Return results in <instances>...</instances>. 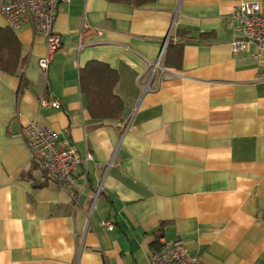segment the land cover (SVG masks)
I'll list each match as a JSON object with an SVG mask.
<instances>
[{
  "label": "crops",
  "instance_id": "obj_1",
  "mask_svg": "<svg viewBox=\"0 0 264 264\" xmlns=\"http://www.w3.org/2000/svg\"><path fill=\"white\" fill-rule=\"evenodd\" d=\"M263 1L59 2L46 72L45 38L0 14L27 82L0 71V264H149L176 239L204 264H264V55L233 52L231 19ZM177 30L181 66L165 68ZM90 61L118 73L121 123L90 118ZM33 121L76 150L74 196L32 160L20 132Z\"/></svg>",
  "mask_w": 264,
  "mask_h": 264
},
{
  "label": "built area",
  "instance_id": "obj_2",
  "mask_svg": "<svg viewBox=\"0 0 264 264\" xmlns=\"http://www.w3.org/2000/svg\"><path fill=\"white\" fill-rule=\"evenodd\" d=\"M59 2L70 0H0V14L9 28L17 30L29 27L35 35L46 40V54L38 60L41 72H46L54 54L60 49L59 36L53 25ZM240 38L232 42L235 53L246 51L253 46V57L264 55V1L241 3L231 14ZM42 105L58 108L53 101L40 99ZM20 136L30 151L32 160L50 178L55 179L70 195L74 196L75 180L73 171L79 163L76 150L60 142L57 132L33 121L22 128ZM44 180V179H42ZM111 230L112 224L106 223ZM149 264H204L197 256L190 254L181 240L163 242L159 249L149 255Z\"/></svg>",
  "mask_w": 264,
  "mask_h": 264
},
{
  "label": "trees",
  "instance_id": "obj_3",
  "mask_svg": "<svg viewBox=\"0 0 264 264\" xmlns=\"http://www.w3.org/2000/svg\"><path fill=\"white\" fill-rule=\"evenodd\" d=\"M112 3H122L140 7L156 0H106ZM177 43L169 41L165 50L163 65L165 68L178 69L181 66L183 43L188 33L177 30L174 33ZM208 37L200 35L199 38ZM21 47L19 41L7 28H0V71L8 75L19 74L22 81L21 89L27 85L22 76ZM119 81L118 73L106 64L90 61L80 70V89L86 102V110L90 118L99 124L121 123L124 120V103L115 94V87ZM37 165V164H36ZM38 167V165H37ZM36 167V168H37ZM162 244H156L153 251Z\"/></svg>",
  "mask_w": 264,
  "mask_h": 264
}]
</instances>
